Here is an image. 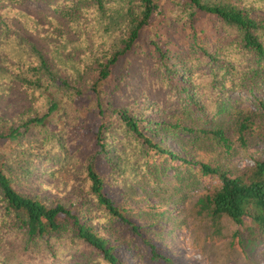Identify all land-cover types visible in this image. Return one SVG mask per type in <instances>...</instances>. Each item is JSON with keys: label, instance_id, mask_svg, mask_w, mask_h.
Segmentation results:
<instances>
[{"label": "trees", "instance_id": "obj_1", "mask_svg": "<svg viewBox=\"0 0 264 264\" xmlns=\"http://www.w3.org/2000/svg\"><path fill=\"white\" fill-rule=\"evenodd\" d=\"M24 1L0 0V94L20 88L30 103L15 117L0 113V264H67L85 252L97 264H133L125 254L173 264L110 195L125 150L117 131L131 142L133 171L151 177L165 157L197 180L218 179L205 197L212 215L264 242V160L239 172L221 163L264 142V0H31L48 9L34 13L18 8ZM235 92L255 102L260 123L235 108ZM182 131L213 141L222 159L172 151L165 138ZM31 136L39 156L83 159L79 196L47 201L17 190L30 159L18 152ZM82 138L92 146L82 149Z\"/></svg>", "mask_w": 264, "mask_h": 264}, {"label": "rangeland", "instance_id": "obj_2", "mask_svg": "<svg viewBox=\"0 0 264 264\" xmlns=\"http://www.w3.org/2000/svg\"><path fill=\"white\" fill-rule=\"evenodd\" d=\"M18 8L30 13L48 10L45 3L31 0H25ZM26 34L40 48H49L46 38L28 32ZM230 96L237 99V110L253 113V119L257 123L262 121L259 116L262 112L247 95L235 92L230 93ZM29 105L25 92L20 88L12 89L8 95L0 94V113L8 118L23 113ZM228 119L231 124V117ZM188 123H192V120L188 119ZM114 136L115 144L119 147L124 145L125 150L117 167L119 175L112 182L110 195L130 209L131 217L138 225L145 227L151 239L160 243L173 264H264V242L252 243L245 226L235 224L225 215H212L205 197L217 188L218 179L208 177L197 180L189 166H180V161L171 162L165 157L156 159V167L150 171L153 174L151 177L148 172L133 171V149L130 148L131 142L127 143L130 140L118 131L114 132ZM161 136L162 133L158 132L154 139L160 140ZM178 136L179 138L168 136L164 143L181 157L194 162L222 159L214 142L207 137L183 131ZM82 140V149L92 146L86 139ZM23 142L24 148L18 153L21 152L23 158L28 155L30 159L22 162L21 167L27 169H20L18 173L15 181L17 190L47 201L68 200L81 194L83 189L81 191L77 175L81 173L83 159H69L68 163L54 162L37 155V150L33 151L37 144L36 136L27 137ZM29 149L33 151L32 154ZM255 160H264V142L251 144L248 154L236 150L226 162L221 163L226 168L239 172L252 166ZM158 173L161 174L157 177ZM125 256L133 264H148L134 254ZM94 257L89 252L72 254L67 264H97L93 262Z\"/></svg>", "mask_w": 264, "mask_h": 264}]
</instances>
